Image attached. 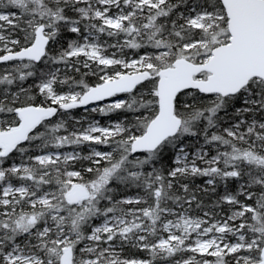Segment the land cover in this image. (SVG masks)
Masks as SVG:
<instances>
[{
    "label": "snow or ice",
    "instance_id": "snow-or-ice-1",
    "mask_svg": "<svg viewBox=\"0 0 264 264\" xmlns=\"http://www.w3.org/2000/svg\"><path fill=\"white\" fill-rule=\"evenodd\" d=\"M0 264H264V0H0Z\"/></svg>",
    "mask_w": 264,
    "mask_h": 264
},
{
    "label": "trees",
    "instance_id": "trees-1",
    "mask_svg": "<svg viewBox=\"0 0 264 264\" xmlns=\"http://www.w3.org/2000/svg\"><path fill=\"white\" fill-rule=\"evenodd\" d=\"M31 81H29V83H30ZM83 113V109H79V110H73V115L74 116H76L77 118H79L80 117V115ZM94 118H98L99 120H100V122L101 123H106V120L105 119H103V118H101L99 115H95L94 114ZM203 179H205V178H199V179H197V181H196V183L197 184H202L203 183ZM219 191H223V188L221 187L220 189H219ZM207 199V198H206ZM213 199H215V197H213ZM133 252H135V250L133 249L132 250Z\"/></svg>",
    "mask_w": 264,
    "mask_h": 264
},
{
    "label": "rangeland",
    "instance_id": "rangeland-1",
    "mask_svg": "<svg viewBox=\"0 0 264 264\" xmlns=\"http://www.w3.org/2000/svg\"><path fill=\"white\" fill-rule=\"evenodd\" d=\"M95 119H98V118H95ZM99 120V119H98Z\"/></svg>",
    "mask_w": 264,
    "mask_h": 264
}]
</instances>
